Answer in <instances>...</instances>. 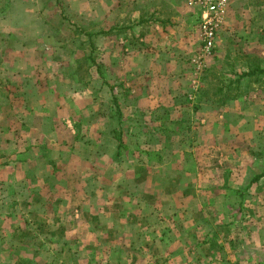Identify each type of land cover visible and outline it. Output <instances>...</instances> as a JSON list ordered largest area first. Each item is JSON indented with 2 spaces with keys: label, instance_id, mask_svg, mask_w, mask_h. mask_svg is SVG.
Here are the masks:
<instances>
[{
  "label": "rangeland",
  "instance_id": "rangeland-1",
  "mask_svg": "<svg viewBox=\"0 0 264 264\" xmlns=\"http://www.w3.org/2000/svg\"><path fill=\"white\" fill-rule=\"evenodd\" d=\"M126 2L0 0V264H264V0L211 54L187 0L129 55Z\"/></svg>",
  "mask_w": 264,
  "mask_h": 264
},
{
  "label": "crops",
  "instance_id": "crops-1",
  "mask_svg": "<svg viewBox=\"0 0 264 264\" xmlns=\"http://www.w3.org/2000/svg\"><path fill=\"white\" fill-rule=\"evenodd\" d=\"M116 10L118 19L113 22V37H117L118 43L122 39V43L128 45L129 55L141 51L149 53L143 46L140 49V44L153 43V37L159 44H176L188 39L189 20H192V16L187 0H127L124 6L122 3L113 5L115 14ZM135 38L136 41L133 40ZM132 41L138 43V46L133 48ZM169 49L172 53L175 51L171 47ZM168 104L171 102L168 101Z\"/></svg>",
  "mask_w": 264,
  "mask_h": 264
},
{
  "label": "built area",
  "instance_id": "built-area-1",
  "mask_svg": "<svg viewBox=\"0 0 264 264\" xmlns=\"http://www.w3.org/2000/svg\"><path fill=\"white\" fill-rule=\"evenodd\" d=\"M201 9L200 33L203 49L211 54L216 47L217 36L222 25L225 0H191Z\"/></svg>",
  "mask_w": 264,
  "mask_h": 264
},
{
  "label": "trees",
  "instance_id": "trees-1",
  "mask_svg": "<svg viewBox=\"0 0 264 264\" xmlns=\"http://www.w3.org/2000/svg\"><path fill=\"white\" fill-rule=\"evenodd\" d=\"M262 72H264V70H262ZM119 140H120V144H119V147H120V146H122L123 142H122V139H119ZM263 177H264V172L261 173V174H259V175H256V176L251 180V184L260 181Z\"/></svg>",
  "mask_w": 264,
  "mask_h": 264
}]
</instances>
